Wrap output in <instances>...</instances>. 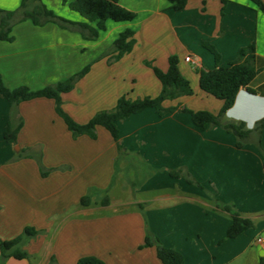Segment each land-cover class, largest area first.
Segmentation results:
<instances>
[{"label":"crops","instance_id":"crops-1","mask_svg":"<svg viewBox=\"0 0 264 264\" xmlns=\"http://www.w3.org/2000/svg\"><path fill=\"white\" fill-rule=\"evenodd\" d=\"M5 2L0 0V8L7 6ZM120 4L137 18L108 21L107 30L95 41L53 23L39 27L26 21L16 26L11 33L14 41L0 40L5 85L35 91L64 81L102 55L121 32L132 29L137 43L131 53L111 65L108 57L95 61L74 90L62 94L66 113L83 124L96 113L113 109L123 95L133 100L157 97L162 84L144 61L167 71L169 57L177 55L194 94L167 100L163 106L218 114L223 101L199 86L196 69L216 66L202 42L215 46L220 66L235 61L241 48L255 43L259 73L249 86L254 93L241 89L222 117L254 128L255 120L264 116V12L251 0H228L223 15L221 0H189L182 11L173 10L167 0ZM62 9L64 18L84 21L68 5ZM188 56L191 62L185 60ZM18 113L24 125L13 145L4 139L11 108L0 93V239H14L28 226L45 233L25 246L38 258L36 263L12 258L6 264H49L52 257L59 264H77L86 256L105 264H163L156 247L140 248L146 228L164 246L181 252L184 264H260L264 161L254 136L238 148L236 136L221 127L201 131L180 110L160 117L149 108L118 122L119 145L128 153L119 160L118 145L103 127L97 128L96 140L74 139L53 99L22 102ZM261 145L264 152V133ZM38 147L44 169L52 170L46 177L34 152L25 151ZM22 153L26 155L17 158ZM179 170L181 177L170 174ZM90 188L109 189L110 204L80 207ZM115 189L130 196L113 194ZM217 201L235 206L243 217L255 221V227L227 239L231 217Z\"/></svg>","mask_w":264,"mask_h":264},{"label":"trees","instance_id":"trees-1","mask_svg":"<svg viewBox=\"0 0 264 264\" xmlns=\"http://www.w3.org/2000/svg\"><path fill=\"white\" fill-rule=\"evenodd\" d=\"M167 1L173 10L182 11L186 8L189 0ZM251 1L260 11L264 12L263 0ZM221 2L223 4L221 11L223 15L228 0H221ZM62 3L63 5H68L70 10L78 13L84 21H72L57 15L43 0H22L20 8L17 11L0 9V40L8 42L14 41L15 38L11 34L13 27L16 23L23 21H31L35 26L39 27L45 26L48 23H54L62 29L81 33L86 40H97L100 33L107 30L108 21L123 23L132 22L137 18V13L123 7L120 4V0H62ZM135 35L136 32L132 29L121 32L111 47L95 61L104 57H108V63L110 65L120 61L125 55L134 50L137 43ZM202 46L214 56L216 66L210 70L204 68L196 69L199 75V86L204 93L223 101V106L218 114L205 110L193 111L187 107L179 109L178 106L169 108L163 106V103L167 100H175L194 94L190 81L180 70L179 57L177 55H171L168 59L169 68L167 71L161 70L152 61H144V65L153 70L155 76L162 84L161 93L157 97L146 96L133 100L127 95H123L118 99L113 109L96 113L87 123H78L64 111L62 94L74 90L76 84L88 74L94 61L68 79L35 91L27 86L10 89L5 85L3 76L0 74V93L8 101L11 108V119L4 131V139L7 143L17 145L18 134L24 125L23 118L18 113V106L22 102L38 98H47L55 101V111L64 120L74 139L81 136H88L96 140L98 137V127H103L110 132L118 145L119 160L127 156L128 153L119 145L120 131L118 122L152 108L156 110L160 117L180 110L182 113L188 114L191 117L192 123L201 131H206L211 127H221L236 136L238 148L244 147L245 143L254 136L256 145L264 161V152L261 145V136L264 133V118L257 121L253 129H249L246 122L242 120H222L223 115L234 106L241 89L246 88L250 93H254L249 86L259 73V69L256 67L257 54L255 43L241 48L238 52L237 59L227 66L219 65L221 55L214 45L204 41L202 42ZM33 158L37 160L42 171V176L46 177L52 170L44 169L42 154L35 155ZM170 174L174 177L184 175L181 170L178 172H170ZM108 192L109 189L99 190L90 188L88 193L81 198L79 206L82 208L92 205L108 206L110 204ZM217 206L221 210L229 213L231 217V224L226 233L227 239H235L255 227V221L251 218L243 217L236 210L235 206L222 204L218 201ZM138 208L143 210L144 206L138 205ZM44 233V230H37L34 227L28 226L14 239H0V264H6L12 258L16 260H30L31 255L25 249V246L30 240ZM145 247H156L157 256L163 264H184L185 262L184 255L181 252L164 246L151 234L148 228H146L145 242L140 248ZM49 264L59 263L55 257H52ZM77 264H105V262L95 256H86L80 258ZM260 264H264V257L260 259Z\"/></svg>","mask_w":264,"mask_h":264},{"label":"rangeland","instance_id":"rangeland-1","mask_svg":"<svg viewBox=\"0 0 264 264\" xmlns=\"http://www.w3.org/2000/svg\"><path fill=\"white\" fill-rule=\"evenodd\" d=\"M21 1L22 0H20V2H18V3H16V4H12V3H6L5 2V0H4V2L6 3V7L5 8H0V9H3V10H7V11H17L19 8H20V5H21ZM43 2L50 8V9H52L57 15H59V16H61V17H63V14H64V11H63V3H62V0H43ZM16 5V6H15ZM67 10V12L69 13H71L72 11H70L69 9H66ZM66 12V11H65ZM73 13V12H72ZM24 22H26V21H23V22H19V23H16L15 25H14V27H13V29L16 27V26H18V25H20L21 23H24ZM54 24V23H53ZM58 26V25H57ZM59 27V26H58ZM62 29V28H61ZM63 30H66V29H63ZM66 31H69V32H73V33H78V34H80L81 36H82V34L81 33H79V32H74V31H70V30H66ZM101 33H104V32H101ZM100 33V34H101ZM82 38H83V36H82ZM84 39V38H83ZM84 40H86V39H84ZM87 41H95V40H87ZM111 47V46H110ZM109 47V48H110ZM204 48V47H203ZM207 52H209L206 48H204ZM94 62V61H93ZM85 77V76H84ZM83 77V78H84ZM82 78V79H83ZM262 118H264V116L263 117H261V118H259V119H256L255 120V122H257V121H259L260 119H262ZM13 149H14V151L16 152V150H15V147H13ZM26 150H29V151H33L34 153V155H36V156H38L39 155V153L40 154H42V151L41 150H39V147L38 148H36V149H34V148H26L25 149V151ZM23 155H26V153H22L20 156L18 155V157L17 158H20L21 156H23ZM124 160V159H123ZM122 160V161H123ZM37 161V160H36ZM137 167V166H136ZM144 170V169H143ZM122 176V175H121ZM126 177H128L127 176V174H126ZM127 192H122L121 190H119V189H115L114 190V192H113V194H119V196L120 195H122V197H124V196H130L129 194H126ZM37 260H38V258L35 256V255H31V257H30V260H28L29 262H32V263H36L37 262ZM236 264H241V262H237Z\"/></svg>","mask_w":264,"mask_h":264},{"label":"built area","instance_id":"built-area-1","mask_svg":"<svg viewBox=\"0 0 264 264\" xmlns=\"http://www.w3.org/2000/svg\"><path fill=\"white\" fill-rule=\"evenodd\" d=\"M185 60H186L187 62H191V61H192V59H191L190 56L186 57Z\"/></svg>","mask_w":264,"mask_h":264},{"label":"water","instance_id":"water-1","mask_svg":"<svg viewBox=\"0 0 264 264\" xmlns=\"http://www.w3.org/2000/svg\"><path fill=\"white\" fill-rule=\"evenodd\" d=\"M16 151H18V147H16Z\"/></svg>","mask_w":264,"mask_h":264}]
</instances>
